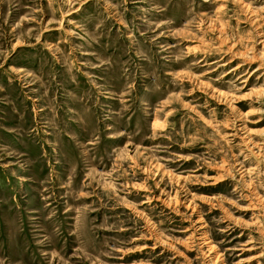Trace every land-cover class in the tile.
<instances>
[{
	"label": "rangeland",
	"instance_id": "obj_1",
	"mask_svg": "<svg viewBox=\"0 0 264 264\" xmlns=\"http://www.w3.org/2000/svg\"><path fill=\"white\" fill-rule=\"evenodd\" d=\"M0 264H264V0H0Z\"/></svg>",
	"mask_w": 264,
	"mask_h": 264
}]
</instances>
